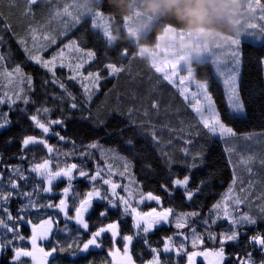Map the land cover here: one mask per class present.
<instances>
[{"label": "trees", "instance_id": "1", "mask_svg": "<svg viewBox=\"0 0 264 264\" xmlns=\"http://www.w3.org/2000/svg\"><path fill=\"white\" fill-rule=\"evenodd\" d=\"M86 0H50V3L40 4L34 7V12L38 14L37 18L25 17L23 15L26 5L24 0H16V3L10 4L9 0H0V34L4 35L6 44L2 47L5 52L11 51L14 62H23L21 66L26 74H30L33 78V90L28 93L32 101L25 105L22 101H17L11 109L7 105H0V112L8 114L11 124L4 129H0V187L5 191H10L8 184L9 177L16 180L20 185L18 191L34 192L31 199L37 203L36 208H30L25 211H20L24 204L28 203V199L22 196L13 195L12 199L5 207L12 213L13 217L24 216L25 219L31 220L33 224H38L42 219L52 217L58 221V225H54L53 234L50 235L49 241H45L42 246L45 249H50L55 246L56 242H60V246L75 245L79 240L86 241L88 235L75 220H68L59 209L42 207L48 203L58 204L61 199H65L62 190L68 186V181L58 179L53 181L52 191L44 192L43 187H46V182H42L41 178L31 171L34 164L41 163L44 159L52 161L53 171L57 170L55 164L59 163L61 167L66 164L76 163L82 165V170L94 174V170L99 164L100 167H105L108 164L112 165L111 179L129 189L133 193L143 191L147 193L151 191L154 195L161 198L160 204L155 201L144 202L140 204L134 203L138 211L147 212L152 208L163 210L173 208L176 213L199 212L198 217H192L188 221V226L182 229L175 227V218L170 217V222L161 223L155 226L149 233L136 235V231L132 227L131 215H123V207L113 208L108 205L107 201L93 199L92 205L84 219L89 223L90 231H95L100 226H105L109 223L119 222L120 235L116 238L115 246L123 249V235H133L134 239L131 245V253L136 264H141V261L146 262L152 258L151 248H158L161 252V260H170L171 264H185L186 257L177 255L175 252L164 253L163 244L167 237H173L175 244L185 243L188 251H192L190 229L195 228L198 234L205 232L206 226L202 223L203 219L207 218L211 213V206L219 201L221 197L227 193L228 187L233 179L231 166L227 164L225 154L223 152V142L212 137L211 141L206 144V138L202 133L201 137H196L192 145H187L193 152L200 146H207L208 151L205 154L204 162L199 161L198 167L189 169L188 164L192 163L189 157L181 151L184 140L190 139L188 135V125L194 124V114L179 95V91L168 82L163 80V76L150 66V62L139 57L129 55L127 58H118L117 51H107L104 43H97L92 38L91 32H88L87 43H81L78 39L77 43L85 50H93L96 52V59L89 62L83 69L86 75L88 71H96L108 63L116 62L125 67L123 73L115 77H109L102 80L100 89L93 96L90 104H83V90L78 81L67 80L69 69L67 67L56 68V76L63 78L68 89L76 96V103L80 106L77 109H71L72 101L67 98L63 90L53 84L42 85L43 79H50L51 74L46 73L39 65L33 61H25V53L22 48L18 47L13 32L23 34L24 28L32 24L39 26L36 32L35 44L32 39H28L27 45L33 48V54L42 56L51 51V55L57 51V46L62 47L70 39L82 37L90 27V19L82 20L79 25L69 27L67 30V38L59 37L58 32L64 23H68L71 17H61L59 20L52 21L51 27H46L51 10L63 11L68 7L69 12H73L76 6L85 4ZM105 9L106 14H109L108 4L103 0H97ZM261 5L264 6V0H261ZM49 6V9L46 7ZM114 12V10H112ZM74 13V12H73ZM55 23L56 26L53 24ZM12 26V31L5 32L4 25ZM54 30V31H53ZM99 32L100 30H92ZM52 35L57 37V46L49 48L47 51H41L42 47H46L43 37ZM10 46V48H9ZM119 47H127L131 54L136 52V48L131 42H120ZM241 75L238 77V85L240 87L242 99L245 103V112L241 115L235 114L233 120L229 121L223 116L226 108V100L223 95L224 88L222 83L214 73L213 64L208 62L204 66H198L195 71L196 79L207 81L210 84L209 91L213 96L217 108L222 113V118L232 127L238 137L244 135L264 134V64L260 61L264 60V39L259 42L251 40L241 41ZM50 53V52H49ZM48 55V54H47ZM75 53L66 51V60H73ZM105 56L108 59H105ZM103 76H108L107 71L102 72ZM13 84H10V79L0 73V93H8L11 95L14 91L20 88L26 89V83H20L15 77ZM7 82V84H6ZM9 84V85H8ZM114 89V90H113ZM58 96H64V99H58ZM153 101H160V114L157 116L150 108ZM41 107H47L50 112L47 114L39 113L38 118L42 122L52 119H64L63 125H50V132L43 134L42 131L34 126V122L30 119L32 115H37L36 110ZM133 108L134 111L131 119L136 121L133 125L129 121L127 110ZM26 111H22L25 110ZM113 109H117V113L113 115ZM168 109V111H165ZM149 112L148 117H144L143 113ZM123 112L124 115H119ZM89 116V119H84ZM100 120L106 123H99ZM141 120H148L151 126L155 128L158 135L161 137L159 143L151 139L150 133L145 134L138 127ZM183 121V123H181ZM168 124L169 128L175 131L163 129L161 126ZM119 125L121 128H128L129 132L126 136H119L113 133L114 128ZM134 129L137 133L132 136L131 130ZM181 129H184L182 132ZM65 137V140H60L55 133ZM25 136H36L46 139L48 144L55 148L57 152L48 153L43 145H30L27 150L21 149V141ZM128 138L134 140V155H130L125 149L122 141ZM11 140L9 143L8 141ZM172 143L169 145L168 141ZM92 142H98L100 147L97 149H89L92 153L90 157L80 156V152L84 151L86 146ZM240 146V142H237ZM114 148L119 155L127 156L132 161L131 166L125 175H119L124 172V162L116 158L115 155H101V150ZM243 157L249 156V149L246 145L239 147ZM70 153V155H63ZM167 154V157L162 155ZM254 153V152H253ZM23 157V159L21 158ZM171 161V167L166 162ZM258 164V161L256 162ZM151 165V167H148ZM13 166L21 168L23 176L26 179H19L11 169ZM255 169V168H254ZM255 171V170H254ZM105 178H108L107 173H104ZM185 175H190L189 189L194 190L196 186H200L203 190L197 193L192 200H188L184 194V188L173 185L174 179H182ZM72 188L66 197L68 204V215H75V207L79 205V200L84 198V195L93 187V183L84 177L78 176L73 172ZM254 178V177H253ZM262 177H260L259 182ZM205 181L208 187L200 184V181ZM37 185L39 187H37ZM161 185H166L167 190ZM96 186L100 187L99 181ZM106 188H101L105 191ZM117 193L122 196L127 194L117 188ZM138 197V196H136ZM135 198V197H134ZM135 201V200H133ZM246 209L245 206H242ZM107 209L106 216H100V212ZM0 218L4 216L0 212ZM20 232L25 237L31 235V225L17 222ZM67 225L68 231H62ZM229 228L228 223L221 219L215 225L210 226V231L220 234ZM4 229L0 227V233ZM183 232L189 236L187 241L177 233ZM241 236L237 241L228 242L225 245L226 255L229 256L228 264H236V255H243L244 252H251L257 264L264 258L258 246H249V241L245 237H251L257 233H264V221H258L255 225H246L241 229ZM10 236V234H8ZM110 233H106L102 237V247L91 248L89 252L83 253L73 248L72 251L58 252L54 260L50 258V264H109L112 258L108 252L112 248L110 241ZM79 237V240L77 239ZM174 237H177L176 240ZM147 239L148 244L144 243ZM20 247L30 249V241H16ZM218 246V245H217ZM213 243L205 238L204 243L199 245L194 250L212 249ZM73 251L76 252L73 255ZM13 252L11 249L0 251V264H10ZM26 264H30V260L25 258ZM201 264V263H200Z\"/></svg>", "mask_w": 264, "mask_h": 264}, {"label": "snow or ice", "instance_id": "2", "mask_svg": "<svg viewBox=\"0 0 264 264\" xmlns=\"http://www.w3.org/2000/svg\"><path fill=\"white\" fill-rule=\"evenodd\" d=\"M107 3L109 8V14H106L105 9L97 0H86L85 4L81 5L75 13L69 12L68 7H65L63 11L51 10L49 12L50 19L48 20L46 27H51L52 21L59 20L61 17H71L70 22L64 23L58 32L59 37L67 38L68 28L75 27L79 25L82 20L91 21L89 29L82 37H77V39H70L67 43H64L62 47L57 46V37L52 35H45L43 40L45 41L46 47H42L41 51H47L53 46H57V51H55L50 58L43 59L39 54H33V48H29L27 45L28 39H32L33 44H35L36 32L38 30V25L33 26L32 24L27 25L24 28L23 34H18L13 32V36L16 39L18 47L22 48L25 53V61H33L36 65H39L46 73L51 74L50 79H43L42 85L53 84L58 86L63 90L64 94L69 98L72 103L70 104L71 109H77L80 107L76 103V96L68 89L63 78H58L56 76V68L67 67L69 69V75L67 80L78 81L81 84L83 90V104L88 105L91 103L93 96L100 89V83L102 80H106L109 77H115L120 73L125 71V67L119 65L116 62H108L103 68L96 71H88L85 75L83 69L89 62L96 59V52L93 50H85L80 47L77 43L79 39L81 43H87L88 32H91L92 38L97 43H104L107 51L116 50L118 58H127L129 55L137 57L136 53L131 54L127 47H119L120 42L115 44L112 43L110 38V31L108 27V21L115 19V14L112 11V6ZM10 4L16 3V0H9ZM50 3V0H24L26 5L23 15L25 17H34L33 9L35 6L40 4ZM249 5L253 9V13L256 8H260L261 15L259 20L264 22V6L261 5V0H249ZM0 18H2V13H0ZM257 25L255 23H245L244 32L249 29H255ZM98 29L99 32L92 30ZM4 31H12V26L9 24L4 25ZM264 31V28H262ZM241 35L234 38H230V43L227 47V52L230 53L231 65L222 64V56H218L215 53H211L208 62H211L215 66L216 73L223 78L224 86V97L226 100V108L223 116L229 121L233 120L235 114H242L245 112V103L242 99L240 87L238 85V77L241 75ZM6 44L4 35L0 34V49ZM10 48V46H9ZM75 53V58L73 60H66L65 53ZM105 59H108L105 56ZM150 66L155 69L157 73H163V80L168 82L170 85H176L178 87L179 95L182 97L183 101L186 102L187 106L191 109L194 114L195 123L188 125V135L190 139L184 140L186 145L181 149L186 157H189L192 163L188 164L189 169H195L198 167L197 161L199 163L204 162V157L208 151L207 146H200L194 152L190 150L187 145H192L196 137H201L202 133L206 138V144L211 141L212 137H218L223 142V152L227 164L231 166L233 172V179L228 187L227 193L224 194L221 199L215 202L210 209V215L203 219L202 223L206 226L205 232L198 234L195 228L190 229L191 233V245L193 249H196L199 245L204 243L205 238L211 241L214 245L212 249H204L202 251H188L185 243L181 242L178 245L174 243L173 237H167L163 244V252L170 253L175 252L177 255H183L186 257L187 264H196L197 257H203L204 260L208 261V264H228L229 256L226 255L225 245L228 242L237 241L241 236V229L246 225H255L258 221H264V193L260 196H255L253 192L256 186V181L252 178H245L243 175L238 173H246L249 177H255L259 173L253 171V164L258 161L259 167L264 171V155L253 154L247 157H242L236 150L235 142L240 139L234 129L228 126L225 119L222 118L221 111L218 110L213 96L209 91L210 84L207 81L195 80L194 77L188 74L181 66H179L178 60L160 58L158 56H153L151 58ZM264 64V60L260 61ZM23 62H14L12 58L11 51L5 52L0 50V73L9 79L15 77L20 83H26V89L20 88L14 91L11 95L8 93H0V105H7L11 109L16 105L17 101H22L25 105L29 103H35L31 100L28 95L29 92L33 90V78L30 74H26L21 66ZM107 71L108 76H103L102 72ZM186 72V75H180V72ZM178 77V85L176 84V78ZM191 82L195 85L196 91H190L187 83ZM114 90V89H113ZM58 99H64V96H58ZM151 110L158 116L160 114V101H153L150 104ZM22 111H26L22 110ZM133 108L127 110V115L131 124L135 125L136 121L132 120ZM168 111V109H165ZM37 115H32L30 119L34 122V126L39 128L43 134L50 132V125H63L64 119H52L42 122L38 118L39 113L47 114L50 109L47 107H41L36 110ZM117 113V109H113V115ZM119 115L123 116L124 113L120 112ZM144 117L149 116V112L145 111L143 113ZM89 116H85L84 119H89ZM12 122L8 118V114L0 112V129L6 128ZM99 123H106L104 120H100ZM183 123V121H181ZM145 134L150 133L151 139L157 143L161 141V137L158 135L154 127L151 126L150 121L141 120L138 125ZM163 129H168L169 131H175V129L169 128L168 124L161 126ZM183 132L184 129H181ZM129 132L128 128H121L117 125L113 133L119 136H126ZM132 136H136L137 133L134 129L131 130ZM60 140H65V137L60 135L58 132L55 133ZM244 140H251L253 137L251 135H246L243 137ZM9 143L11 140L8 141ZM125 149L130 155H134V140L128 138L122 141ZM171 140L168 141L170 145ZM30 145H43L48 153L57 152L55 148L50 146L46 139L38 138L36 136H25L21 141V149L27 150ZM100 145L98 142H92L88 144L84 151L80 152L82 157H90L92 153L89 149H97ZM115 155L116 158L123 161L124 172H120L119 175L123 176L128 171L131 166L132 161L127 156L119 155L116 149L108 148L106 150H101V155L104 156ZM67 156L70 153H64ZM165 157L167 154L162 153ZM23 159V157H21ZM169 167H171V161L166 159ZM148 167H151L149 165ZM57 170L53 171L52 161L50 159H44L41 163L32 165L31 171L38 175L42 182H46L47 186L43 187L42 191L51 192L53 181L58 178H66L68 181V186L65 187L62 192L63 196L67 197L72 188L73 172L75 171L78 176L84 177L93 183V187L88 191L84 198L79 200V205L75 207V215H68V204L66 199H61L58 204L48 203L43 205L45 208L59 209L63 212L64 216L68 220H75L78 225L84 230L85 234L88 235L86 241L79 240V243L75 245L69 244L67 247L60 246V242L57 241L55 246L50 249H45L42 244L45 241H49L50 235L53 234L54 225H58V221H55L52 217L47 219H42L38 224H33L31 220L25 219L24 216L17 215L13 217L12 213L8 210L5 205L12 199L13 195L22 196L28 199V203L24 204L20 211H25L30 208H36L37 203L34 202L31 197L34 192H21L18 191L20 185L15 179L9 177L8 184L11 188L10 191H5L3 187H0V212H3L4 216L7 217L0 218V227L4 229L3 233H0V251L11 249L13 255L11 257L10 264H26L25 258L30 260V264H50L51 260L55 259L58 252L72 251L75 247L76 250L87 253L93 247H102V237L106 233H110V241L112 248L108 252V255L112 258L109 264H136L131 253V245L134 239L133 235H123L121 239L123 240V249L117 248L116 238L120 235V224L119 222L109 223L105 226L98 227L95 231H90L89 223L84 219V213L89 210L92 205L93 199H100L107 201L108 205L113 208L123 207V215H131L132 227L137 230L136 235L147 234L155 226L161 223L170 222V217L175 218V227L177 229H182L188 226V221L192 217H198L199 212L193 211L189 213H176L173 208H166L161 211H157L156 208H152L149 212L138 211L137 207L133 204L144 203L145 201H155L160 204L161 198L154 195L151 191L144 193L139 191L133 193L129 189L121 184L114 182L111 179L112 175V165L108 164L105 167H100L99 164L94 170V174H90L82 170V165H77L76 163L66 164L61 167L59 163L55 164ZM11 171L16 174V176L23 180L26 179L22 174L21 168L13 166ZM104 173H107L108 178H105ZM190 175H185L182 179H174L171 181L173 185L180 186L184 188V194L188 200H192L197 193L202 192V188L198 185L194 190L189 189ZM99 181L100 187L96 186V182ZM201 185L208 187L205 181H200ZM37 187H39L37 185ZM162 188L167 190L166 185H161ZM101 188H106L105 191H101ZM117 188H121L126 194V196L119 195L117 193ZM238 189V192H237ZM133 196H138L139 199L133 201ZM245 205L247 210L241 211V206ZM100 216L107 215V209L100 212ZM225 220L229 228L220 234L211 232L210 226L217 224L219 220ZM22 222L31 225V235L30 237H25L21 234L19 224L17 222ZM62 231H68L67 225ZM10 234V236L8 235ZM177 235L182 236L185 241L189 239V236L185 235L183 232L177 233ZM249 241V246L256 247L264 256V233H257L251 237H245ZM29 240L31 248L26 249L20 247L16 244V241ZM147 245V239L144 240ZM218 245V246H217ZM152 258L146 262V264H171L170 260L162 261L160 256L161 252L158 248H151ZM76 252L73 251V255ZM236 264H257L253 253L244 252L243 255H236ZM141 264L145 262L141 261ZM259 264H264V258L259 261Z\"/></svg>", "mask_w": 264, "mask_h": 264}, {"label": "clouds", "instance_id": "3", "mask_svg": "<svg viewBox=\"0 0 264 264\" xmlns=\"http://www.w3.org/2000/svg\"><path fill=\"white\" fill-rule=\"evenodd\" d=\"M113 44L131 42L137 57L178 60L188 74L222 56L253 15L249 0H107Z\"/></svg>", "mask_w": 264, "mask_h": 264}, {"label": "rangeland", "instance_id": "4", "mask_svg": "<svg viewBox=\"0 0 264 264\" xmlns=\"http://www.w3.org/2000/svg\"><path fill=\"white\" fill-rule=\"evenodd\" d=\"M61 1H63V0H61ZM46 8L49 9V6H47ZM79 8H80V6H76L74 8L73 12L75 13L77 11V9H79ZM33 12H34V10H33ZM36 12H34V17H33L34 19L37 18V16H38V14H36ZM261 14L262 13H261L260 8H256V10L253 13L252 17L246 21L248 23H255L257 25V27L255 29H249L248 31L242 33V35H241V41L248 39V40H251V41H254V42H259L261 39H264V31H262V28H264V22H262V21H260L258 19ZM70 20H71V18H70ZM70 20H69V22H70ZM53 24L56 26L55 23H53ZM49 52H47L48 55L47 54H45V55L42 54L43 59H48V58L51 57V51H49ZM224 65H229V66L231 65L230 53H228L227 50L222 55V64H221V67L223 68ZM213 68H214V73H215L216 77L219 79V81L223 85V78L220 77L216 73L215 66H213ZM159 74H161L163 76V73H159ZM180 75H186V72L181 71L180 72ZM6 78H8V77H6ZM194 79L195 80H198V79H196V76H194ZM13 83H14V80L11 78L10 79V84H13ZM6 84H7V82H6ZM176 84L178 85V77L176 78ZM172 86H174L178 90V87L176 85H172ZM187 86L190 89V91H196L195 85L193 83L188 82L187 83ZM223 88H224V86H223ZM237 115H241V114H237ZM244 136H246V135H244ZM244 136H242L239 140H237L235 142L236 150L240 154V156L243 157V154L241 152V149H239V147H241V146L243 147L244 145H246V149H249V152H252L249 155H253V154L264 155V134L263 133H261V134H254V135L251 134V136L253 137V139H251V140H244L243 139ZM237 142H240L241 143L240 146H238ZM253 171L259 173V175L255 176L253 178V177H249L248 174L243 173V172L238 173V174L243 175L246 179L247 178L254 179L256 181V186L254 187L253 192L255 193V196H260L262 193H264V171H262L260 169L259 164H257V163H254L253 164ZM260 177H262V178H261V180L259 182ZM58 179H64V180L67 181L66 178H58ZM58 179H56V180H58ZM56 180H54V181H56ZM237 192H238V189H237ZM65 199H66V197H65ZM132 199L136 201V200L139 199V197L133 196ZM145 202H150V201H145ZM242 206H245V205H242ZM242 206H241V211L247 210V207L246 206H245L246 209L243 208ZM149 211H151V210H149ZM149 211H147V212H149ZM157 211H161V210H157ZM87 212H85L84 215L87 214ZM174 238L176 240H178L177 237H174ZM192 251H194V249ZM195 251H200V250H195ZM121 252H122V250H121ZM185 262H186V260H185ZM200 263L201 264H208V261L204 260L203 257H197L196 258V264H200ZM185 264H187V262Z\"/></svg>", "mask_w": 264, "mask_h": 264}]
</instances>
